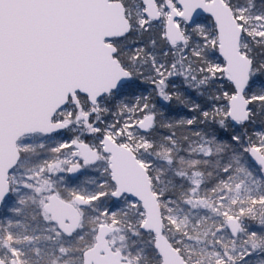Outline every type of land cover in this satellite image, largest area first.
Returning <instances> with one entry per match:
<instances>
[{
	"label": "snow or ice",
	"instance_id": "6c2138e0",
	"mask_svg": "<svg viewBox=\"0 0 264 264\" xmlns=\"http://www.w3.org/2000/svg\"><path fill=\"white\" fill-rule=\"evenodd\" d=\"M0 207V264H264V0H0Z\"/></svg>",
	"mask_w": 264,
	"mask_h": 264
},
{
	"label": "rangeland",
	"instance_id": "374dc122",
	"mask_svg": "<svg viewBox=\"0 0 264 264\" xmlns=\"http://www.w3.org/2000/svg\"><path fill=\"white\" fill-rule=\"evenodd\" d=\"M187 95L191 96V98H192L193 100H196V98H197V97L195 96L194 93H187ZM257 128H258V127H257ZM258 129H259V128H258ZM88 142H91L90 138L88 139ZM89 178H90V173H84V175L81 176V177L79 178V180H78V181H75V182L83 183V181H85V180H87V179H89ZM11 203H12V202L10 201L9 204H11ZM5 214H6L5 208H4V207H1V208H0V217H3Z\"/></svg>",
	"mask_w": 264,
	"mask_h": 264
},
{
	"label": "trees",
	"instance_id": "16d2710c",
	"mask_svg": "<svg viewBox=\"0 0 264 264\" xmlns=\"http://www.w3.org/2000/svg\"><path fill=\"white\" fill-rule=\"evenodd\" d=\"M196 99H198V98H196ZM158 106H160L159 101H158ZM169 111L171 113H181V114H185V115H190V113H187L184 109L178 108L176 106H173V108L169 109ZM257 127L259 128V125H257ZM222 135H227V134H222Z\"/></svg>",
	"mask_w": 264,
	"mask_h": 264
},
{
	"label": "water",
	"instance_id": "95a60500",
	"mask_svg": "<svg viewBox=\"0 0 264 264\" xmlns=\"http://www.w3.org/2000/svg\"><path fill=\"white\" fill-rule=\"evenodd\" d=\"M201 16H207V14H201ZM78 177H80V174H77Z\"/></svg>",
	"mask_w": 264,
	"mask_h": 264
},
{
	"label": "flooded vegetation",
	"instance_id": "af4514ba",
	"mask_svg": "<svg viewBox=\"0 0 264 264\" xmlns=\"http://www.w3.org/2000/svg\"><path fill=\"white\" fill-rule=\"evenodd\" d=\"M202 17H206V16H202ZM80 177H81V176H80ZM80 177H79V178H80ZM73 182H75V181H73ZM0 208H1V207H0Z\"/></svg>",
	"mask_w": 264,
	"mask_h": 264
}]
</instances>
